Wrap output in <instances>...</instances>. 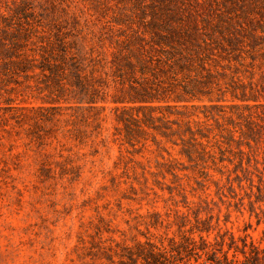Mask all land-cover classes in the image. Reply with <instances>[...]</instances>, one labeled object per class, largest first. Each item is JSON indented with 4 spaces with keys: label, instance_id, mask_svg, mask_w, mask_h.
Masks as SVG:
<instances>
[{
    "label": "rangeland",
    "instance_id": "374dc122",
    "mask_svg": "<svg viewBox=\"0 0 264 264\" xmlns=\"http://www.w3.org/2000/svg\"><path fill=\"white\" fill-rule=\"evenodd\" d=\"M169 30H197L221 72L186 110L209 135L197 161L113 102L127 48ZM197 210L211 240L264 250V0H0V264H113Z\"/></svg>",
    "mask_w": 264,
    "mask_h": 264
},
{
    "label": "trees",
    "instance_id": "16d2710c",
    "mask_svg": "<svg viewBox=\"0 0 264 264\" xmlns=\"http://www.w3.org/2000/svg\"><path fill=\"white\" fill-rule=\"evenodd\" d=\"M196 31L185 30L177 35L175 30H169L162 36L164 41L128 47L125 57L128 77L124 76L121 81L123 98L113 100L124 106L132 104L124 108L131 110L123 119L127 131L148 127L173 144H177L178 138L182 145L180 152L189 161L207 158L211 152L202 141L209 135L198 122L191 120L186 110L198 108L193 100L211 94L213 85L218 84L216 76L221 75L213 64L214 54L207 40H195ZM232 83L226 92L246 93L247 86L237 83L234 76ZM241 101L247 98L242 96ZM243 106L248 104L244 102ZM172 115L175 118H170ZM225 139L227 145L235 142L239 152H242V145L250 147L248 140L235 139L231 129ZM194 213L195 223L183 231L180 240L171 238L167 245L138 242L134 247H125L117 261L112 256L110 260L113 264H264L263 249L246 239H240L239 244L234 234L227 230L218 232L211 240L213 225L198 216L200 210Z\"/></svg>",
    "mask_w": 264,
    "mask_h": 264
}]
</instances>
